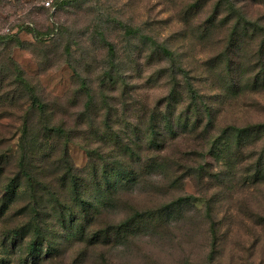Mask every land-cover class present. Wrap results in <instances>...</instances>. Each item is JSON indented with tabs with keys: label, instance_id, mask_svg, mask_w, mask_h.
<instances>
[{
	"label": "rangeland",
	"instance_id": "1",
	"mask_svg": "<svg viewBox=\"0 0 264 264\" xmlns=\"http://www.w3.org/2000/svg\"><path fill=\"white\" fill-rule=\"evenodd\" d=\"M4 26L0 264H264V132L232 128L264 122V0H0Z\"/></svg>",
	"mask_w": 264,
	"mask_h": 264
},
{
	"label": "trees",
	"instance_id": "2",
	"mask_svg": "<svg viewBox=\"0 0 264 264\" xmlns=\"http://www.w3.org/2000/svg\"><path fill=\"white\" fill-rule=\"evenodd\" d=\"M6 35L7 34L0 35V38L4 37ZM163 51L166 54H173V52L167 48H163ZM186 93H188V95L190 96V103H189L190 112L193 114H196V115L199 114V121L198 122L196 121V125L194 126L195 130H196V134H198L196 139L201 142V144H199L200 145L199 147L205 148L206 142L209 139V135H211V130L214 128V120L212 118H210V116H211L210 114L208 116H203V113L200 112V103L203 102L202 101L203 96H201V94L198 92V90L194 86L193 82H191L189 80L186 82ZM34 103L35 104L38 103V100L36 98H35ZM250 126L256 130H260V131L264 132V122H259V123H256L255 125L252 124V125H248V126L232 127V128L235 130H238L240 132V137H241L240 139H242V137H243L242 132L246 131V129L249 128ZM230 129H231V127L226 128V130L224 131V134L227 133V131ZM52 130H54L56 133L63 132L62 128L56 127V126L53 127ZM218 139H219L218 136L216 138H214L213 143H212L213 149L218 148ZM100 197H101L100 199H102L103 196H100ZM98 203L100 204V202H98ZM100 212H101V209L97 205L90 206V208H84L83 216H84V218H86V219H84V221H87V223L90 224L93 221V216L98 215ZM138 214L139 213L137 212L129 220L127 219L125 221L119 222L118 225L115 226L114 228L119 230L121 227L128 225V223L129 222L131 223L136 218V216ZM35 221H36V223H38L37 220H35ZM112 225H113V223H107L103 227L100 226V228H96L94 230V233L92 235L94 237H97V238L105 237L108 235V233H110L109 228H112ZM36 227L38 229V232L36 233V235L34 236L32 241L30 242V253H31V255H36L37 250L39 249V247H41L43 239H44L41 226L38 225ZM107 227H109V228H107Z\"/></svg>",
	"mask_w": 264,
	"mask_h": 264
},
{
	"label": "built area",
	"instance_id": "3",
	"mask_svg": "<svg viewBox=\"0 0 264 264\" xmlns=\"http://www.w3.org/2000/svg\"><path fill=\"white\" fill-rule=\"evenodd\" d=\"M62 0H40V5L54 13L57 10L58 5L61 3ZM10 32L9 27H1L0 28V35L8 34Z\"/></svg>",
	"mask_w": 264,
	"mask_h": 264
}]
</instances>
